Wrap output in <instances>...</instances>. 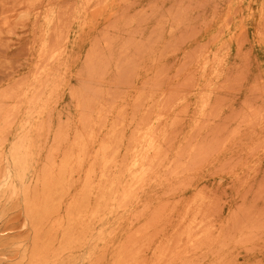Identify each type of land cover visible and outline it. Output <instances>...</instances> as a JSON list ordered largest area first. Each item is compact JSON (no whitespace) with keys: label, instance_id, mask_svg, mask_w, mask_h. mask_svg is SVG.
I'll list each match as a JSON object with an SVG mask.
<instances>
[{"label":"rangeland","instance_id":"1","mask_svg":"<svg viewBox=\"0 0 264 264\" xmlns=\"http://www.w3.org/2000/svg\"><path fill=\"white\" fill-rule=\"evenodd\" d=\"M0 264H264V0H0Z\"/></svg>","mask_w":264,"mask_h":264},{"label":"bare ground","instance_id":"2","mask_svg":"<svg viewBox=\"0 0 264 264\" xmlns=\"http://www.w3.org/2000/svg\"><path fill=\"white\" fill-rule=\"evenodd\" d=\"M85 2H86V0H85ZM89 3H90V2H89ZM51 4H52V3H51ZM87 4H88V2H87ZM87 4H86V5H87ZM97 4H98V3H97ZM88 6H89V4H88ZM94 7H95V6H94ZM83 11H84V10H83ZM61 12H62V11H61ZM95 12H96V11H95ZM62 13H63V12H62ZM60 16H62V15H60ZM60 16H59V17H60ZM96 18H97V17H96ZM57 20H58V19H57ZM69 22H70V21H69ZM67 27H69V26H67ZM52 30H54V29H52ZM63 31H64V30H63ZM66 32H67V31H66ZM60 33H61V32H60ZM58 34H59V33H58ZM61 35H62V34H61ZM58 36H59V35H58ZM62 36H63V35H62ZM65 36H66V34H65ZM65 36H64V37H65ZM60 37H61V36H60ZM62 38H63V37H62ZM66 40H67V39H66ZM50 41H51V40H50ZM57 42H58V41H57ZM61 42H62V41H61ZM65 42H66V41H65ZM49 44H50V42H49ZM52 44H53V42H52ZM54 44H55V42H54ZM54 44H53V45H54ZM60 44H61V43H60ZM53 45H52V46H53ZM56 45H57V44H56ZM49 46H50V45H49ZM52 46H51V48L49 47L51 50H53V49H52ZM61 46H62V44H61ZM53 47H54V46H53ZM55 47L58 48L57 46H55ZM49 48H48V49H49ZM56 48H54V49L56 50ZM51 50H50V51H51ZM55 50H53V52H55ZM39 52H40V51H39ZM47 52H48V51H47ZM56 52H57V51H56ZM61 52H62V51H61ZM59 53H60V52H59ZM57 54H58V53H57ZM50 55H51V54H50ZM56 56H57V55H56ZM48 57H49V56H48ZM50 59H51V58H50ZM52 59H53V58H52ZM46 60H47V59H46ZM53 60L55 61V58H54ZM51 61H52V60H51ZM51 61H50V62H51ZM50 62H49V63H50ZM41 63H42V62H41ZM49 63H48V64H49ZM48 64H47V65H48ZM38 67H39V66H38ZM48 68H49V67H48ZM38 69H39V68H38ZM36 70H37V68H36ZM34 76H35V75H33V77H34ZM12 97H13V96H12ZM20 101H21V100H20ZM175 101H176V100H175ZM17 103H18V102H17ZM176 106H177V105H176ZM176 106H175V107H176ZM12 109H13V108H12ZM13 110H14V109H13ZM39 111H41V110H39ZM37 118H38V117H37ZM151 123H152V122H151ZM138 128H139V127H138ZM140 130H141V129H140ZM137 132H138V131H137ZM140 132H141V131H140ZM154 132H155V131H154ZM63 133H64V132H63ZM141 133H142V132H141ZM57 135H58V134H57ZM59 135H60V134H59ZM67 136H68V135H67ZM130 137H131V135H130ZM62 138H63V137H62ZM59 139H61V138H59ZM59 139H58V140H59ZM66 139H67V138H66ZM138 140H139V138H138ZM144 140H145V138H144ZM73 141H74V140H73ZM145 141H147V140H145ZM148 141H149V140H148ZM148 141H147V142H148ZM59 142H60V141H59ZM147 142H146V143H147ZM146 143H145V144H146ZM59 144H60V143H59ZM147 145H148V144H147ZM147 145H146V146H147ZM80 146H81V145H80ZM143 146H144V147H142V149L146 147L144 144H143ZM148 146H149V145H148ZM148 146H147V149H149ZM135 147H136V146H135ZM149 147H150V146H149ZM150 148H151V147H150ZM142 149H141V150H142ZM149 150H150V149H149ZM145 151H146V150H145ZM145 151L143 150V152H145ZM147 152H149V151L147 150ZM152 153H153V152H152ZM139 156H140V155H138V157H139ZM138 157H137V158H138ZM134 159H135V158H134ZM134 159H133V160H134ZM47 160H48V159H47ZM52 160H53V159H52ZM103 161H104V160H103ZM130 161H131V160H130ZM136 161H137V160H136ZM139 161L143 162L144 160L142 161V158H140ZM49 162H50V161H49ZM59 162H60V161H59ZM133 162H134V161H133ZM133 162H132V163H133ZM132 163H130V165H131ZM147 163H148V161H147ZM49 164H50V163H49ZM138 164H139V163H138ZM138 164H137V165H138ZM140 164H141V163H140ZM140 164H139V165H140ZM82 165H83V164H82ZM130 165H129V166H130ZM45 166H46V165H45ZM132 166L136 167V166L133 165V164H132ZM137 167H138V166H137ZM140 167H142V166L140 165ZM131 168H132V167H130V169H131ZM139 169H140V168H139ZM108 170H109V169H108ZM133 170H134V168H133ZM133 170H132V171H133ZM122 171H123V170H122ZM129 171H130V170H129ZM139 171H140V170H139ZM130 172H131V171H130ZM130 172H128L129 175H131ZM137 173H138V172H137ZM132 174L134 175V173H132ZM140 174H142V173H140ZM67 175H68V174H67ZM133 175H131V177H132ZM58 176H59V175H58ZM138 176H139V175H137V177H138ZM23 177H24V176H23ZM137 177H136V179H138ZM116 178H117V177H116ZM35 179H36V178H35ZM67 181H68V180H67ZM132 181H133V180H132ZM110 182H111V181H110ZM70 184H71V183H70ZM111 184H112V183H111ZM115 185H116V184H115ZM115 188H116V187H115ZM117 189H118V188H116V190H117ZM113 193H114V192H113ZM115 194H116V193H115ZM33 198H35V197H33ZM114 198H115V197H114ZM72 199H73V198H72ZM98 199H99V198H98ZM120 199H121V198H120ZM54 201H55V200H54ZM120 201H121V200H120ZM112 203H113V201H112ZM34 204H35V203H34ZM117 204H118V203H117ZM39 205H40V204H39ZM45 205H46V204H45ZM67 205H68V203H67ZM37 206H38V205H37ZM106 207H107V206H106ZM104 208H105V207H104ZM72 219H73V218H72ZM54 222H55V221H54ZM29 225H30V224H29ZM53 225H54V224H53ZM42 227H43V226H42ZM56 227H58V226H56ZM42 235H43V234H42ZM70 240H71V239H70ZM34 248H35V247H34ZM40 248H41V247H40Z\"/></svg>","mask_w":264,"mask_h":264}]
</instances>
